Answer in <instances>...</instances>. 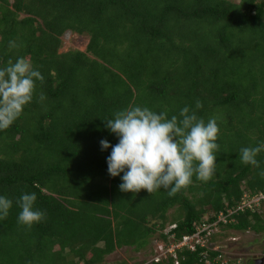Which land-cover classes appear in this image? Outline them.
Returning a JSON list of instances; mask_svg holds the SVG:
<instances>
[{"label": "trees", "instance_id": "obj_1", "mask_svg": "<svg viewBox=\"0 0 264 264\" xmlns=\"http://www.w3.org/2000/svg\"><path fill=\"white\" fill-rule=\"evenodd\" d=\"M235 1L0 0V67L24 56L45 77L0 131V195L14 201L0 219V264H107L119 249L140 251L155 237L170 244L171 226L181 239L247 194H264V153L260 169L238 159L264 140V0ZM68 32L90 37L86 52H60ZM197 100L199 117H220L216 176H194L173 196L121 192L107 171L111 148L100 146L118 138L103 119L133 106L171 117ZM32 192L46 217L28 227L15 201ZM234 218L228 229L262 233L264 203ZM203 251H181L179 264H224Z\"/></svg>", "mask_w": 264, "mask_h": 264}, {"label": "clouds", "instance_id": "obj_2", "mask_svg": "<svg viewBox=\"0 0 264 264\" xmlns=\"http://www.w3.org/2000/svg\"><path fill=\"white\" fill-rule=\"evenodd\" d=\"M10 48H16L14 41ZM45 79L43 73L24 56L0 67V131L11 127L23 114L26 106L37 97L38 82ZM40 102L47 97L38 94ZM203 103L196 101L195 109L184 106L178 115L169 117L166 111H155L147 106H133L103 119L105 128L118 138L110 144L100 141L102 151L111 148L107 157V171L113 178L120 177L121 192L149 193L166 191L169 196L193 183V177L202 182L210 181L217 174V143L220 134V117L207 120L197 115ZM264 153V140L255 146L243 147L238 159L243 165L260 169L257 157ZM264 176V170L259 172ZM35 192L23 193L15 201L21 211L18 222L31 227L43 221L46 212L36 207ZM13 199L0 195V219L9 215Z\"/></svg>", "mask_w": 264, "mask_h": 264}, {"label": "rangeland", "instance_id": "obj_3", "mask_svg": "<svg viewBox=\"0 0 264 264\" xmlns=\"http://www.w3.org/2000/svg\"><path fill=\"white\" fill-rule=\"evenodd\" d=\"M239 1L236 0L235 2ZM89 43V36L68 32L63 37V47L60 52L66 53L71 50L86 52ZM220 231L215 236L213 247H220L223 251L227 252L226 257L228 261L238 264H248L252 259H264V232H238L228 228H222ZM157 240L158 238L155 237L153 243L140 251L132 247L119 249L114 254L108 256L106 262L107 264H120L122 262L128 264L142 263L151 257Z\"/></svg>", "mask_w": 264, "mask_h": 264}, {"label": "built area", "instance_id": "obj_4", "mask_svg": "<svg viewBox=\"0 0 264 264\" xmlns=\"http://www.w3.org/2000/svg\"><path fill=\"white\" fill-rule=\"evenodd\" d=\"M264 203V194L260 193L253 197L246 195L242 203L227 213H220L219 215H214L212 218L207 219L205 222L197 227V230L193 234L185 235L181 239H177L176 234L171 235L174 230L177 229V225L171 226L165 231V235L170 237V244H166L162 239L156 241L154 245L155 250L149 259H147L143 264H150L153 262L160 263L164 260H168L170 256L179 264V253L187 250L192 253L198 252L200 249L204 250L202 256L210 263L209 252L213 251L220 253L219 259L224 260V264L229 261L226 257L227 252L223 251L220 247H213L212 238L221 232L222 228H227L229 224L235 223L236 215L243 213L247 210L258 209ZM238 264V263H235Z\"/></svg>", "mask_w": 264, "mask_h": 264}, {"label": "water", "instance_id": "obj_5", "mask_svg": "<svg viewBox=\"0 0 264 264\" xmlns=\"http://www.w3.org/2000/svg\"><path fill=\"white\" fill-rule=\"evenodd\" d=\"M248 264H264V259L261 258V259H252L249 261Z\"/></svg>", "mask_w": 264, "mask_h": 264}]
</instances>
